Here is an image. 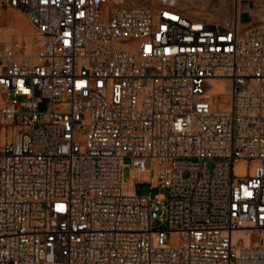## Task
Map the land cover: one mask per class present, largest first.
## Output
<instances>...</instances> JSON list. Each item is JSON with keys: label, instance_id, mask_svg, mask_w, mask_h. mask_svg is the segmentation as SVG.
Returning <instances> with one entry per match:
<instances>
[{"label": "built area", "instance_id": "1", "mask_svg": "<svg viewBox=\"0 0 264 264\" xmlns=\"http://www.w3.org/2000/svg\"><path fill=\"white\" fill-rule=\"evenodd\" d=\"M181 1L0 0V264H264V0Z\"/></svg>", "mask_w": 264, "mask_h": 264}, {"label": "rangeland", "instance_id": "2", "mask_svg": "<svg viewBox=\"0 0 264 264\" xmlns=\"http://www.w3.org/2000/svg\"><path fill=\"white\" fill-rule=\"evenodd\" d=\"M233 0H205L204 6L201 9V14H194L196 10L195 7L199 4L196 1L194 7H190L189 9L185 5L184 0L181 1V7L186 10V12L190 15L200 17V18H207L211 21L216 22H223L226 20L232 19L234 15V3ZM245 7V2L241 4V8ZM221 8L226 10V13L221 12ZM18 18V19H17ZM19 22H18V21ZM18 22V23H17ZM2 38L6 42V44L13 46L16 48L20 55L23 58L27 56L34 57L39 49H40V42L41 36L37 33L35 28L28 22V20L19 12L9 11L7 14L4 15L2 19ZM207 90H214L213 95V104L219 105L220 103L225 101V93L223 92L221 86L215 85L210 83L207 86ZM13 98V96H11ZM239 172L242 173L243 171L241 168H238ZM124 179L126 182L131 180V172L130 169L127 168L124 170ZM138 191L142 193H149L151 192L152 195H166L167 190L161 188H155L150 191V185H139ZM175 238H172L173 245L175 244Z\"/></svg>", "mask_w": 264, "mask_h": 264}, {"label": "bare ground", "instance_id": "3", "mask_svg": "<svg viewBox=\"0 0 264 264\" xmlns=\"http://www.w3.org/2000/svg\"><path fill=\"white\" fill-rule=\"evenodd\" d=\"M196 1L199 2V4L197 5L196 10L198 11H195L194 14L198 15V14H201L200 12V8L202 9L203 6H204V2L205 0H184L185 2V5L187 6V8L189 9L190 7H194L195 6V3ZM233 2V1H232ZM235 7V5H234ZM222 13H226V10H224L223 8L220 9ZM18 19V18H17ZM18 21V20H17ZM19 22V21H18ZM17 22V23H18ZM212 84H215V85H219L221 86L223 92L225 93V101L221 102L220 103V106L222 108H228L229 107V94H230V91L228 89V83L225 81V80H221V79H215V80H212L211 81ZM209 95L213 97L214 95V90H210L209 91ZM146 179L148 178V176H144ZM246 240L249 241L250 240V237L247 236L246 237Z\"/></svg>", "mask_w": 264, "mask_h": 264}, {"label": "water", "instance_id": "4", "mask_svg": "<svg viewBox=\"0 0 264 264\" xmlns=\"http://www.w3.org/2000/svg\"><path fill=\"white\" fill-rule=\"evenodd\" d=\"M243 18H244L245 22H249L250 21V18H249V16L247 14H244Z\"/></svg>", "mask_w": 264, "mask_h": 264}]
</instances>
